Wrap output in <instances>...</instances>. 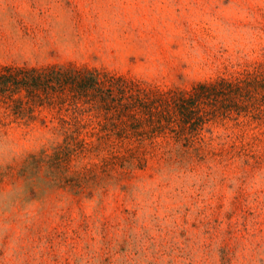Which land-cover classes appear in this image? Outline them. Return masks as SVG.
Returning a JSON list of instances; mask_svg holds the SVG:
<instances>
[{
    "label": "rangeland",
    "instance_id": "obj_1",
    "mask_svg": "<svg viewBox=\"0 0 264 264\" xmlns=\"http://www.w3.org/2000/svg\"><path fill=\"white\" fill-rule=\"evenodd\" d=\"M261 61L264 0H0L1 73L190 90ZM39 95L0 92V264H264V113L219 114L199 141L73 88L62 107ZM69 134L85 146L67 158Z\"/></svg>",
    "mask_w": 264,
    "mask_h": 264
},
{
    "label": "trees",
    "instance_id": "obj_2",
    "mask_svg": "<svg viewBox=\"0 0 264 264\" xmlns=\"http://www.w3.org/2000/svg\"><path fill=\"white\" fill-rule=\"evenodd\" d=\"M12 68V66H3ZM14 68V67H13ZM16 73L6 74L0 72V92L7 100H14L13 93L20 88L25 89L29 99L38 87L46 88L49 94L48 104L62 107L67 89H76V98L86 96L91 108L98 112H107L114 107L115 101L123 104L130 113L134 114L135 121L144 118L152 124V131H170L178 134L184 131L192 132V137L203 139L199 134L204 124L214 120L219 114L225 115L232 111L249 115L251 113H264V61L258 62L252 69H246L233 78H224L213 81H199L190 90L168 89L158 87H142L140 81L125 78L124 75L102 78L99 71L88 67H67L57 64H47L41 67H16ZM107 85V87H103ZM118 93H114V89ZM109 98H112L109 102ZM74 96L71 101H73ZM259 100H263L259 103ZM221 102V106L215 103ZM73 105L76 102H72ZM79 109V108H78ZM139 115V116H135ZM139 117V118H138ZM106 129V127H103ZM111 133L100 136L97 146H109ZM143 136V133H138ZM121 137L122 135H118ZM109 140V142H107ZM61 148L69 151L65 153L68 158L70 148L84 147L85 142L76 135H67ZM112 147V146H111ZM115 151L111 149V152ZM116 158V156H114Z\"/></svg>",
    "mask_w": 264,
    "mask_h": 264
}]
</instances>
